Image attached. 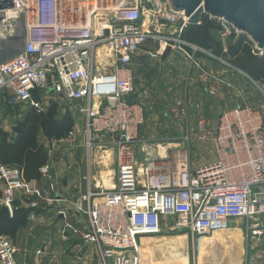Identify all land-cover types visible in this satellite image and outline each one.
Wrapping results in <instances>:
<instances>
[{
    "label": "built area",
    "instance_id": "1",
    "mask_svg": "<svg viewBox=\"0 0 264 264\" xmlns=\"http://www.w3.org/2000/svg\"><path fill=\"white\" fill-rule=\"evenodd\" d=\"M13 2V14L7 10L3 22L13 26L3 36L12 33L22 17L27 37L22 53L0 62V90L11 93L13 103H26L39 112L45 111L44 96L59 95L85 115L89 143L95 134L114 138L113 184L89 189L84 195L89 206L80 208L88 225L70 226L97 248L101 264H140L141 236L162 230L182 231L198 242L236 228L247 250L264 251V99L258 105L226 108L216 125L206 117L187 123L181 139L172 143L176 146L163 145L157 156L147 150L139 159L135 149L145 110L129 100L135 92L130 64L148 41L158 42L159 53L168 45L182 51L209 94L216 95L223 82L198 53L221 63L228 58L181 38L189 25L186 14L173 11L167 0ZM220 23L224 36L240 34L233 25ZM248 38L253 53L264 55ZM101 46L110 53L99 54ZM146 53L154 56L158 50ZM192 140L211 142L213 160L193 165ZM40 171L47 174L49 166ZM0 185V207H8L11 215L18 197L29 199L34 207L57 200L42 194L13 164L0 165ZM16 252L11 239L1 236L0 263L18 264Z\"/></svg>",
    "mask_w": 264,
    "mask_h": 264
},
{
    "label": "rangeland",
    "instance_id": "2",
    "mask_svg": "<svg viewBox=\"0 0 264 264\" xmlns=\"http://www.w3.org/2000/svg\"><path fill=\"white\" fill-rule=\"evenodd\" d=\"M18 19L19 20L15 22L18 23L17 25L24 24L22 17H19ZM12 26L13 23L5 24L3 27V33L6 34L11 32ZM173 30H175V27L171 29V31ZM1 38L2 37L0 36V40ZM231 43H233V41L229 38L226 40L225 46L228 47V45ZM145 47L146 45L140 50V52L146 53L147 47ZM146 56L149 59H156L148 56V54ZM187 59H184V57L178 55L175 56L174 59L165 66L170 70L169 85L172 87L171 94H173L174 88L176 87L175 94H177L179 98H183L185 96L188 97L190 105L192 106V115L190 117V121H193L198 117H202V115H209L207 113L200 114L198 111L200 108L197 110L195 108L196 105L194 107V104H200L202 107H206L209 106V100L214 99H211L210 96L207 95L205 87L199 82L200 80L198 81L199 78L197 79V71L195 74H191L189 71H187L189 66V59ZM204 61L208 66H210L205 59ZM158 63H160L158 59H156L154 62L148 61L147 65L143 68H150L151 71H154L157 67H159ZM233 66L234 65L231 61H228V63L216 61V63L214 62V67H210L211 70H215V68L226 70L228 76L233 75V88H230L231 85H229V89H227L226 94L222 98L216 99L215 103L219 104L221 101H225L228 106L227 108L236 105H258L261 103L264 99V84L261 82L254 83L246 76V73L243 74L240 72V74L235 72V70L231 68ZM155 74L153 75L154 78L156 77ZM150 85H152V83L144 84V87L141 90L142 92L147 90L144 98L146 121L140 127L138 140L141 137L142 129L146 128L148 131V138L144 140V144L151 148L156 154L163 145L166 146V148L175 147L176 145L172 143L180 140V136L183 134L182 130L186 125L181 123L176 117L174 111L176 108H173L176 102L175 96L172 95V97L167 101L166 105H163L164 100L160 101L162 103L159 104V102L155 99L157 89H148ZM54 98L58 100L59 104L67 103L59 95L55 96ZM45 103V106L48 108L54 103V101L48 98L45 100ZM69 104H72L73 108L75 107V103L70 102ZM28 106L29 105L26 103H13L11 93H5L3 90H0V118L3 120V126L8 127L9 130H15L14 132H11L12 134H17V130L20 128V125L23 122V118ZM82 123L83 122L81 118L78 116L76 118V125L78 128L76 132V139L74 141L63 140L60 143L48 144L47 147L53 151L54 155L56 154L57 160H59L57 155L66 158L67 156L63 154H68L71 151L73 152L74 156L78 157V161L81 162L79 157L82 156L83 151H87L88 154L90 153L91 160L89 163L91 164L90 172L92 177V185L94 187V185L98 183L100 186L99 188L107 189L113 184V179L115 176L116 146L114 143V138L105 133L95 134L94 138L92 137L91 139L92 142L90 143L92 145L90 146L86 133V126H82ZM155 130L159 131V135L153 133ZM179 130L181 131L180 133H178ZM162 132H166L167 134L163 135ZM136 143L135 147L137 148ZM139 150L140 149L137 150V153L139 159H141ZM190 152L193 165H204L210 159L208 151L205 150L203 146H199L194 140L191 142ZM157 155L159 154L157 153L156 156ZM32 185L34 184L32 183ZM34 186H36L42 192V194L46 195V192L43 191L39 186ZM54 210L57 211L59 208H55ZM232 231L233 230L217 232L213 238H201L198 242H196L193 241L191 237H187L182 231L162 230L158 233L143 234L141 236V242L138 243V249L139 251L141 248L148 249L149 256L146 257V264H263L264 251L262 249L252 251L247 250L244 246L243 239L242 241L239 240L242 237L240 232L235 238L236 250L234 255L230 252L232 251V249L229 250L232 248L231 242H227L226 238H224L222 234L223 232L230 234Z\"/></svg>",
    "mask_w": 264,
    "mask_h": 264
},
{
    "label": "crops",
    "instance_id": "3",
    "mask_svg": "<svg viewBox=\"0 0 264 264\" xmlns=\"http://www.w3.org/2000/svg\"><path fill=\"white\" fill-rule=\"evenodd\" d=\"M212 34L217 40L221 41L224 50L228 49V47L225 46L226 40H228L229 38L232 39L233 42H236L237 40V37H234L233 35L232 38L231 36H224L221 33V30H214ZM146 47V50H158V54L151 56L148 53H142L138 51L133 55L130 67L134 75L135 92L130 95L129 100L131 102L142 105L144 108V98L147 90H144L143 92L141 90L143 89L144 84L152 83V85H150L148 89H157L155 99L159 102V104L162 103L160 101L164 100L163 105H166L167 101L172 97V95L175 96L176 102L174 101L175 106L173 108H176L174 109L176 111L175 114L181 123H184L186 125L187 123L194 122L195 120L200 118L198 117L193 121H190V117L192 115V106L190 105L188 97L185 96L183 98H179L177 94H175L176 87L174 88L173 94H171L172 87L169 85L170 70L167 69L165 65L167 63H170L174 59V57L178 55L184 57V59H187L186 55H184V53L179 49L172 47L170 54L166 56V58H163L162 55L164 51H161V53H159L160 47L158 42L152 40L147 42ZM147 54L148 56L158 59L160 62L158 63L159 67H157L154 71H151L150 68H143L147 65L148 61L154 62L156 60L152 58L149 59L146 56ZM198 57L205 59L210 65L209 67H214V62L216 63L217 61L212 56L204 53L203 55L198 54ZM188 63L189 66L187 71H189L191 74H195L197 70L192 68L190 61ZM212 71L215 73V75L223 79V82L219 83L221 85H219L218 93L216 95L209 94L207 88L201 83V81H199L197 77L198 81L205 87L207 95L214 100H209V106L202 107L200 104H194V107L196 105L195 108L197 110L198 108H202L201 110H198L200 114H209L202 115V117L208 118L211 121L212 125H216L219 117L228 106L225 101H221L218 104L215 103V100L222 98L226 94L227 89H229V85H231L230 88H233V75L228 76L226 70L219 68H215V70ZM154 74L156 75L155 78L153 77ZM55 96L57 95L52 94L49 96H44L43 103L45 111L43 112H47L48 108L50 107L49 106L47 108L45 106V100L48 98L52 99L54 103L58 105V118H61L66 111H69L75 121L74 127L71 131L73 132V136H69L68 134L66 137H63L61 139L50 140L44 137V135L41 133V143L44 144L48 150V162L46 163V165L49 166V171L47 174L41 173L40 179L33 180L31 182L45 191L46 195L55 196L57 200L53 204H48L42 201L38 206H35L39 212L32 211V213H30L26 225L20 228L16 238L12 239L9 236H3L11 239L15 244V247L17 249L16 258L18 264H101L97 248L94 245L85 243L82 236L74 234L71 229V227L83 229L88 225V216L80 208H88L89 201L84 199V195L88 193L89 189L93 188L90 172L91 164L89 163L91 160L90 153L88 154L87 151H83L82 156L79 157V159H81V162L78 161V157L74 156L73 152L71 151L68 154H63L67 156L66 158L57 155V157L59 158V160H57L56 154L54 155L53 151L49 149V147H47L48 144L60 143L63 140L74 141L76 139V132L78 128L76 125V118L79 116V118H81L83 122L82 126H84L86 117L83 113L79 112L76 103L74 108L72 107V104H69L70 102H68L67 100H64L67 103L59 104L58 100L54 98ZM27 108L28 109L26 110V112L32 107L29 105ZM158 110L161 111L160 109ZM0 121L3 122L1 118ZM2 130L6 131L9 134L10 139L17 137L16 133H11L15 131L14 129L9 130L8 127L3 126V124ZM182 131V133L184 134V129ZM158 132V130L153 131V133H155L156 135L158 134ZM180 132L181 131L179 130L178 133ZM147 134V129L143 128L141 131V137L136 143L137 148L140 149L139 153L141 157L146 155L145 152H147V150H149L151 153H155L151 148L147 147V145L144 144V140L148 138ZM162 134L166 135L167 133L162 132ZM89 145L91 146L92 144L90 143ZM198 145L203 146V148L208 151L210 157L208 162L212 161L213 146L211 142H207L205 144L198 143ZM137 148L135 147L136 152L138 150ZM116 170L117 168H115L114 178L116 177ZM94 186L99 187V184L97 183ZM0 190H2V185H0ZM18 198L23 201H28L29 203L27 205L31 206L29 199H26L24 197ZM55 208H59V210L55 211ZM70 210H72L73 212Z\"/></svg>",
    "mask_w": 264,
    "mask_h": 264
},
{
    "label": "trees",
    "instance_id": "4",
    "mask_svg": "<svg viewBox=\"0 0 264 264\" xmlns=\"http://www.w3.org/2000/svg\"><path fill=\"white\" fill-rule=\"evenodd\" d=\"M200 20V24H189L181 33V38L209 50L216 56L228 58L234 67L242 70L252 80L264 84V55L253 53L254 43L248 36L233 35L237 40L225 51L221 41L212 34L214 30H221V23L209 15H203ZM198 54L203 55L202 52ZM57 115L56 103H53L47 112L31 108L26 112L16 138L10 139L9 134L0 129V165L18 166L27 181L40 179V168L48 162V150L40 142L41 133L50 140L61 139L72 131L75 124L69 111L61 118ZM1 195L2 190L0 197ZM28 203L26 200L15 199L13 216L0 218V237L5 235L12 239L16 238L20 228L26 225L30 213L38 211L36 207L28 206Z\"/></svg>",
    "mask_w": 264,
    "mask_h": 264
},
{
    "label": "water",
    "instance_id": "5",
    "mask_svg": "<svg viewBox=\"0 0 264 264\" xmlns=\"http://www.w3.org/2000/svg\"><path fill=\"white\" fill-rule=\"evenodd\" d=\"M173 11L189 17V24H197L203 15L219 22L233 25L241 34L251 37L258 47L264 49V0H167ZM14 7L13 0H0V24L7 18L6 11ZM27 29L16 25L13 32L0 40V62H5L25 50ZM168 45L163 58L170 54ZM8 207H0V218L11 217Z\"/></svg>",
    "mask_w": 264,
    "mask_h": 264
},
{
    "label": "bare ground",
    "instance_id": "6",
    "mask_svg": "<svg viewBox=\"0 0 264 264\" xmlns=\"http://www.w3.org/2000/svg\"><path fill=\"white\" fill-rule=\"evenodd\" d=\"M94 1H96V0H94ZM94 7H95V5H93ZM9 14L10 15H12L13 14V11H9ZM89 17H91L90 15H89ZM18 24V23H17ZM3 27H4V24H0V36H3L4 35V33H3ZM5 32V31H4ZM98 53L99 54H105V53H110V48H108L107 49V47H105V46H101V47H99V49H98ZM162 149V148H161ZM162 151V150H161ZM239 232H240V230L239 229H233V231L229 234V233H226V232H223V237L224 238H226V241L227 242H231V247L232 248H230L229 250H231L232 249V251H230L233 255H234V253H235V250H236V247H235V238H236V236L239 234ZM214 236V235H213ZM213 236H211V237H208V238H213ZM239 240H241L242 241V237H241V239H239ZM229 244V243H228ZM147 256H149L148 255V249H140V264H146V257ZM142 258V259H141ZM183 258L185 259V257L183 256ZM183 260V259H182ZM185 261V260H184ZM187 261V260H186Z\"/></svg>",
    "mask_w": 264,
    "mask_h": 264
}]
</instances>
